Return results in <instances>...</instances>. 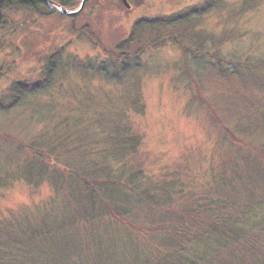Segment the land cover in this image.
I'll list each match as a JSON object with an SVG mask.
<instances>
[{
    "label": "rangeland",
    "instance_id": "374dc122",
    "mask_svg": "<svg viewBox=\"0 0 264 264\" xmlns=\"http://www.w3.org/2000/svg\"><path fill=\"white\" fill-rule=\"evenodd\" d=\"M83 1L66 8L81 9L75 16L61 13L55 1L48 5L52 13L18 6L5 10L0 99L6 95L3 102L9 104L8 88L34 86L48 70L53 78L0 115V218L10 224L15 216L7 211L24 216L38 205L48 208L52 198L57 207L64 195L63 188L54 193L37 179L42 168L58 175L68 168L48 162L30 167L28 144L40 147L59 139L60 146L74 150L69 163L77 166L83 160L77 147L84 139L92 148L101 119L134 137L131 165L145 170L150 179L145 183H167L175 195L181 188L188 200L253 196L261 203L251 220L264 225V66L239 64L264 63V0L242 14L244 0H226L196 22V29L213 35L206 48L214 59L184 58L180 47L165 45L122 61L105 49L125 46L138 19L186 12L207 0H127L130 7L123 0H86L81 8ZM80 228L88 232L83 224Z\"/></svg>",
    "mask_w": 264,
    "mask_h": 264
},
{
    "label": "trees",
    "instance_id": "16d2710c",
    "mask_svg": "<svg viewBox=\"0 0 264 264\" xmlns=\"http://www.w3.org/2000/svg\"><path fill=\"white\" fill-rule=\"evenodd\" d=\"M53 1L70 9L78 0ZM255 2L258 0L249 4L244 0L239 14L252 10ZM226 4V0H207L175 15L140 18L130 41L119 48L105 49L106 53L122 61L140 56L148 48L151 51L176 45L184 58L208 55L214 59L213 51L206 48L210 34L196 29L195 24ZM14 6L55 12L45 0H4L0 3V26L5 22V10ZM218 60L231 63L223 58ZM127 65L121 69L129 68ZM50 73L48 70L45 80L35 82L34 86L24 84L16 88L13 84L8 88L6 93L11 94L12 101L6 105V95L0 99V115L24 95L33 93L30 90L48 86L53 78ZM100 120L90 142L92 148L84 139L83 146L77 147L76 154L83 159L77 166L69 163L74 150L60 146L59 139L38 143L40 147L27 145L33 155L30 167L48 162L68 168L64 175L54 171L50 174L42 168L37 179L47 182L54 193L60 188L65 192L59 196L57 207H53L56 201L52 198L48 208L38 205L34 212L28 211L24 216L7 211L15 216L10 224L0 218V264H264V225L250 217L261 202L253 196L219 201L199 195L188 200L183 199L181 188L175 190V195L167 183H145L144 180L150 181L145 170L139 164L131 165L132 153H137L134 137L127 131L118 133L115 127L106 126L113 123ZM51 144L54 147H43ZM157 192L165 195L160 197L154 194ZM54 197L58 199V195ZM98 220L104 221L106 228L101 230ZM80 224L88 232L81 233Z\"/></svg>",
    "mask_w": 264,
    "mask_h": 264
},
{
    "label": "water",
    "instance_id": "95a60500",
    "mask_svg": "<svg viewBox=\"0 0 264 264\" xmlns=\"http://www.w3.org/2000/svg\"><path fill=\"white\" fill-rule=\"evenodd\" d=\"M4 0H0V3L3 2ZM46 1V4L49 5V6H53V5H56L52 0H45ZM124 1V4L127 6V7H130L131 5L128 3L127 0H123ZM86 0L83 1L82 5H81V8L84 6ZM60 7V6H59ZM81 11V9L77 10V11H69L67 10L66 8H63V7H60V12L63 13L64 15H68V16H75L77 15L79 12Z\"/></svg>",
    "mask_w": 264,
    "mask_h": 264
}]
</instances>
